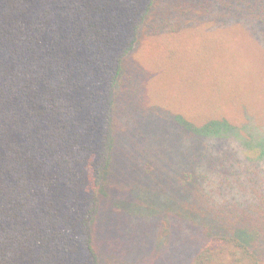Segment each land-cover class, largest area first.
Here are the masks:
<instances>
[{
  "label": "trees",
  "instance_id": "obj_1",
  "mask_svg": "<svg viewBox=\"0 0 264 264\" xmlns=\"http://www.w3.org/2000/svg\"><path fill=\"white\" fill-rule=\"evenodd\" d=\"M230 40L264 74V0H0V264H264Z\"/></svg>",
  "mask_w": 264,
  "mask_h": 264
},
{
  "label": "rangeland",
  "instance_id": "obj_2",
  "mask_svg": "<svg viewBox=\"0 0 264 264\" xmlns=\"http://www.w3.org/2000/svg\"><path fill=\"white\" fill-rule=\"evenodd\" d=\"M153 42L154 41H148V46L151 47ZM219 44H222L226 48L221 54L223 55V59L216 60L217 64L219 63V66L221 67L222 79L224 81H229L227 87H230V90L225 87V92L230 93L232 91V85H234V82L237 84L238 88L241 87L238 93L245 95L247 98L245 102L249 101L248 103L250 106L253 107L254 110H258L257 115L259 124L264 125V74L257 73L258 71L256 72L253 69L245 71V67L237 65L238 60H235L236 57H232V55L234 52L238 53V50L240 49L238 43L230 40L229 42H221ZM196 54L197 55L193 54V56L197 59L204 56V53L198 50H196ZM177 79L180 81V77H177Z\"/></svg>",
  "mask_w": 264,
  "mask_h": 264
}]
</instances>
